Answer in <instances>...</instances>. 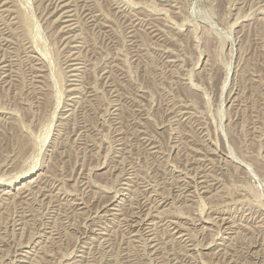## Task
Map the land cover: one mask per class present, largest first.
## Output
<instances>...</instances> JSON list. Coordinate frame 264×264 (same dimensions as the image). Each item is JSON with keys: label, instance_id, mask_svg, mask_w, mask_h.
<instances>
[{"label": "rangeland", "instance_id": "obj_1", "mask_svg": "<svg viewBox=\"0 0 264 264\" xmlns=\"http://www.w3.org/2000/svg\"><path fill=\"white\" fill-rule=\"evenodd\" d=\"M81 263L264 264V0H0V264Z\"/></svg>", "mask_w": 264, "mask_h": 264}, {"label": "bare ground", "instance_id": "obj_2", "mask_svg": "<svg viewBox=\"0 0 264 264\" xmlns=\"http://www.w3.org/2000/svg\"><path fill=\"white\" fill-rule=\"evenodd\" d=\"M8 5V4H7ZM54 6V5H53ZM4 13V12H3ZM87 17V16H86ZM71 30V29H70ZM71 37V36H70ZM40 77V76H39ZM197 171H198V169H197ZM27 176H29V175H25L21 180H24V179H26L27 178ZM21 192V191H20ZM211 192V191H210ZM14 194H16V193H14ZM111 198V197H110ZM141 204V203H140ZM131 205V204H130ZM134 206V205H133ZM155 206V205H154ZM132 207V206H131ZM116 209V208H115ZM135 214V213H134ZM222 218V217H221ZM224 218V217H223ZM134 220V219H133ZM120 225V224H119ZM137 225V224H136ZM232 226V225H231ZM105 227V226H104ZM102 231V230H101ZM94 232V231H93ZM131 232V231H130ZM130 234V233H129ZM145 234V233H144ZM97 235V234H96ZM263 236V235H262ZM104 238V237H103ZM107 238V237H106ZM137 238V237H136ZM151 238V237H150ZM183 241V240H182ZM153 245V244H152ZM27 246V245H26ZM151 247V246H150ZM162 256V255H161ZM189 256V255H188ZM154 257V256H153ZM159 260V259H158ZM78 263V262H77ZM183 263V262H182ZM82 264V263H81Z\"/></svg>", "mask_w": 264, "mask_h": 264}]
</instances>
